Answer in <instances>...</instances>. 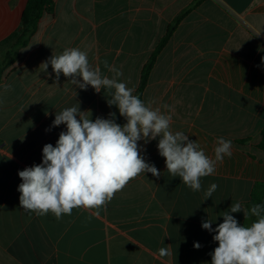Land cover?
Listing matches in <instances>:
<instances>
[{
	"label": "crops",
	"instance_id": "obj_1",
	"mask_svg": "<svg viewBox=\"0 0 264 264\" xmlns=\"http://www.w3.org/2000/svg\"><path fill=\"white\" fill-rule=\"evenodd\" d=\"M194 0H53L28 44L19 48L0 86V264H211L218 246L213 228L232 203L250 200L264 182V151L258 145L264 127V0H203L178 25L150 73L143 101L172 117L171 130L188 135L213 156L216 140L232 142V156L192 191L166 171L157 140L142 155L161 172L131 180L95 216L74 209L57 220L20 208L18 172L42 162L64 125L51 127L56 111L78 105L91 118L125 123L109 92L81 90L61 74L56 80L42 62L66 48H80L89 62L136 93L148 62L173 19ZM28 0H0V61L20 30ZM105 63L109 67H105ZM163 105L169 107L165 109ZM45 113H48L47 115ZM50 129V130H48ZM48 130V131H46ZM241 140H245L242 141ZM218 185L211 198L205 191ZM242 224L243 212L232 213ZM201 248H194V243ZM171 255L160 257L158 250Z\"/></svg>",
	"mask_w": 264,
	"mask_h": 264
},
{
	"label": "clouds",
	"instance_id": "obj_2",
	"mask_svg": "<svg viewBox=\"0 0 264 264\" xmlns=\"http://www.w3.org/2000/svg\"><path fill=\"white\" fill-rule=\"evenodd\" d=\"M49 64L57 81L63 74L81 90L90 86L96 93L108 91V106H115L125 123H117L115 113L93 120L91 110L82 111L79 102L56 111L51 127L64 125L65 130L59 133L55 146L51 143L43 146L40 164L18 172L22 181L17 189L21 209L37 216L51 213L57 220L71 215L74 209L99 216L100 210L106 209L131 180L146 173L160 177L161 172L142 155L140 141L147 144L158 138L157 149L165 160L166 171L171 177H179L194 192L201 190L203 177L213 175L217 164L232 156V142L224 137L217 138L214 155L209 156L184 132H173L171 115L141 100L133 87L118 79L123 73L107 63L105 67L114 76L103 75L98 66L89 62L86 51L66 48L41 63L44 72ZM0 87L9 91L12 86ZM217 187L215 183L209 186L205 200L212 197ZM237 212H243L244 219L250 216L256 219L246 226L232 215ZM221 216L223 222L215 228L209 218L201 224L203 229L214 233L212 239L218 244L209 253L211 264H264V204L245 208L238 201ZM193 246L201 248L198 242ZM158 254L165 257L171 252L162 247Z\"/></svg>",
	"mask_w": 264,
	"mask_h": 264
},
{
	"label": "trees",
	"instance_id": "obj_3",
	"mask_svg": "<svg viewBox=\"0 0 264 264\" xmlns=\"http://www.w3.org/2000/svg\"><path fill=\"white\" fill-rule=\"evenodd\" d=\"M203 0H194L188 7L184 8L169 24L166 34L160 40L154 51L151 53L148 62L144 65L141 72V80L135 95L143 100V93L146 88L150 73L157 60L158 55L167 45L173 33L182 20L194 10ZM53 0H28L26 7L22 13L20 30L10 39V49L6 53V58L0 61V81L6 69H8L16 60L14 56L19 48H23L28 44L30 37L34 34L38 27L40 19L46 13L53 10ZM245 141V140H241ZM258 147L264 151V127L261 130V141ZM264 204V182H258L254 185L250 200L245 204V208H250L253 204ZM256 217L250 216L243 220L242 224L250 225Z\"/></svg>",
	"mask_w": 264,
	"mask_h": 264
}]
</instances>
